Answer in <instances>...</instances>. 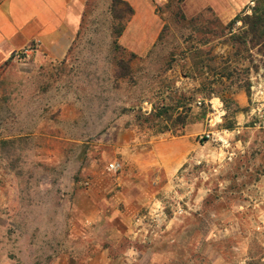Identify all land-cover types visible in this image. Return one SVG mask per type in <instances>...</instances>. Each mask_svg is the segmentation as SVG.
Masks as SVG:
<instances>
[{
  "label": "rangeland",
  "instance_id": "374dc122",
  "mask_svg": "<svg viewBox=\"0 0 264 264\" xmlns=\"http://www.w3.org/2000/svg\"><path fill=\"white\" fill-rule=\"evenodd\" d=\"M151 3L145 48L94 3L63 61L0 68V264L264 258V57L234 58L228 33L254 3ZM212 96L229 150L201 138ZM183 136L194 148L167 175L159 153Z\"/></svg>",
  "mask_w": 264,
  "mask_h": 264
},
{
  "label": "crops",
  "instance_id": "0c3cea01",
  "mask_svg": "<svg viewBox=\"0 0 264 264\" xmlns=\"http://www.w3.org/2000/svg\"><path fill=\"white\" fill-rule=\"evenodd\" d=\"M112 1L0 0V68H5L10 60L13 61L10 67L17 65L15 59H19V54L23 59H32L37 66L63 61L87 26L91 5L103 4L110 12ZM121 1L131 6L134 14L120 40L126 34L131 37V52L135 51L132 43L145 48L152 43L156 32L151 0ZM243 98L240 94L239 102ZM193 148L187 136L180 137L174 149L162 148L159 159L163 171L168 175L170 167L183 164ZM132 259H125L123 264H133L135 259ZM97 260L98 257L92 259Z\"/></svg>",
  "mask_w": 264,
  "mask_h": 264
},
{
  "label": "trees",
  "instance_id": "16d2710c",
  "mask_svg": "<svg viewBox=\"0 0 264 264\" xmlns=\"http://www.w3.org/2000/svg\"><path fill=\"white\" fill-rule=\"evenodd\" d=\"M254 6L251 12L236 15L228 24V33L231 35L232 42L238 46V52L233 55L234 58L247 59L251 57L254 48L259 49L258 53L264 57V0H252ZM110 14L114 22L113 35L118 39L124 32V25L120 22L128 23L134 14L133 9L126 2L113 0L110 8ZM240 25L236 28V24ZM114 40L116 42L117 40ZM247 54V56H245ZM257 69V68H256ZM249 87V85H248ZM208 97L207 99H209ZM206 99V100H207ZM248 264H264L263 259L251 261Z\"/></svg>",
  "mask_w": 264,
  "mask_h": 264
},
{
  "label": "built area",
  "instance_id": "2783aa9c",
  "mask_svg": "<svg viewBox=\"0 0 264 264\" xmlns=\"http://www.w3.org/2000/svg\"><path fill=\"white\" fill-rule=\"evenodd\" d=\"M251 5L253 6V3H251ZM203 103L207 105L209 109V113L206 119L208 128L203 133L201 137L202 140L212 142L216 145H219L223 149L229 150L230 140L228 136V131L219 128L225 113L222 102L218 98L212 96L205 101L197 102L199 106L202 105ZM232 155H233L232 153H229L230 157ZM112 168L113 166L111 167V169Z\"/></svg>",
  "mask_w": 264,
  "mask_h": 264
}]
</instances>
